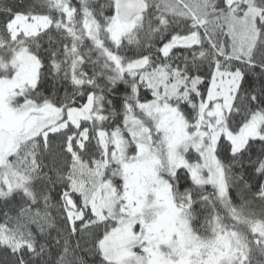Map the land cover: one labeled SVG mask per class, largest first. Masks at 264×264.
<instances>
[{
    "label": "snow or ice",
    "instance_id": "1",
    "mask_svg": "<svg viewBox=\"0 0 264 264\" xmlns=\"http://www.w3.org/2000/svg\"><path fill=\"white\" fill-rule=\"evenodd\" d=\"M0 264H264V0H0Z\"/></svg>",
    "mask_w": 264,
    "mask_h": 264
},
{
    "label": "trees",
    "instance_id": "2",
    "mask_svg": "<svg viewBox=\"0 0 264 264\" xmlns=\"http://www.w3.org/2000/svg\"><path fill=\"white\" fill-rule=\"evenodd\" d=\"M73 2H74V3H77L78 0H73ZM2 211H3V204L0 203V212H2ZM0 255H2V254H0Z\"/></svg>",
    "mask_w": 264,
    "mask_h": 264
}]
</instances>
